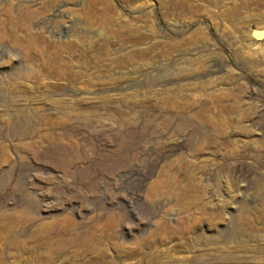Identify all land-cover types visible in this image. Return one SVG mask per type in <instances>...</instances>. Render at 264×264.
I'll return each instance as SVG.
<instances>
[{"label":"rangeland","instance_id":"rangeland-1","mask_svg":"<svg viewBox=\"0 0 264 264\" xmlns=\"http://www.w3.org/2000/svg\"><path fill=\"white\" fill-rule=\"evenodd\" d=\"M0 264H264V0H0Z\"/></svg>","mask_w":264,"mask_h":264},{"label":"bare ground","instance_id":"bare-ground-1","mask_svg":"<svg viewBox=\"0 0 264 264\" xmlns=\"http://www.w3.org/2000/svg\"><path fill=\"white\" fill-rule=\"evenodd\" d=\"M39 137L43 138V137H46V136H44V135H41V136H39ZM161 191H162V190H161Z\"/></svg>","mask_w":264,"mask_h":264}]
</instances>
